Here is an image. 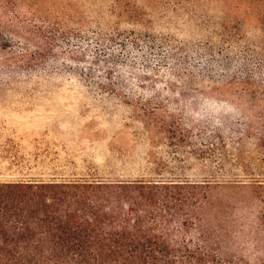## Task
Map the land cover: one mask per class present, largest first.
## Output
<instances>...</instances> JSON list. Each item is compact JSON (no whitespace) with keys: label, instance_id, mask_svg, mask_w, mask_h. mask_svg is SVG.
I'll return each instance as SVG.
<instances>
[{"label":"rangeland","instance_id":"rangeland-1","mask_svg":"<svg viewBox=\"0 0 264 264\" xmlns=\"http://www.w3.org/2000/svg\"><path fill=\"white\" fill-rule=\"evenodd\" d=\"M262 18V0H0V179L191 183L205 264L264 261V69L186 82L132 69L96 93L57 63L88 29L216 47L259 42Z\"/></svg>","mask_w":264,"mask_h":264},{"label":"trees","instance_id":"trees-1","mask_svg":"<svg viewBox=\"0 0 264 264\" xmlns=\"http://www.w3.org/2000/svg\"><path fill=\"white\" fill-rule=\"evenodd\" d=\"M261 24L264 33V18ZM77 44L79 51L57 63L96 93L109 92L132 69L152 73L154 82L219 71L247 78L264 69V37L215 47L88 29ZM196 188L169 179H0V264H205L213 240L197 215ZM193 227L200 230L194 245Z\"/></svg>","mask_w":264,"mask_h":264}]
</instances>
